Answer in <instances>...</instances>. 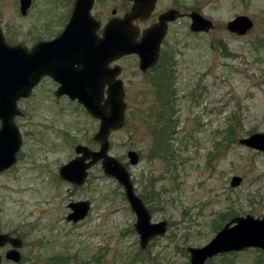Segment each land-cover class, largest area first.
I'll list each match as a JSON object with an SVG mask.
<instances>
[{
  "label": "rangeland",
  "instance_id": "obj_1",
  "mask_svg": "<svg viewBox=\"0 0 264 264\" xmlns=\"http://www.w3.org/2000/svg\"><path fill=\"white\" fill-rule=\"evenodd\" d=\"M14 1L0 0V26L20 39L36 22V9L20 17ZM186 3H197L214 27L195 33L188 19L177 22L165 45L171 65L164 58L141 75L135 62L126 64L125 120L108 136V154L129 172L151 221H166V233L140 248L123 187L100 163L81 185L60 178L58 168L75 156L76 144L99 147L92 139L97 126L77 107L50 106L35 94L27 116L17 118L23 142L16 161L0 172V231L21 238L20 259L5 257L12 248L6 242L0 264H190L186 248L205 245L233 216L264 217V153L238 141L264 132V47L256 42L264 38V0ZM238 14L253 20L243 35L226 28ZM233 175L241 177L234 187ZM80 199L90 202L88 213L68 221L69 202ZM229 259L264 264V250L247 247L206 264Z\"/></svg>",
  "mask_w": 264,
  "mask_h": 264
},
{
  "label": "flooded vegetation",
  "instance_id": "obj_2",
  "mask_svg": "<svg viewBox=\"0 0 264 264\" xmlns=\"http://www.w3.org/2000/svg\"><path fill=\"white\" fill-rule=\"evenodd\" d=\"M37 4V0L14 1V9L20 17H27L36 9V22L30 29L25 27L27 29L21 36L22 38L16 39L15 36L6 33L0 26L4 46H18L20 49L22 77H28L29 71L39 74L29 93L19 97L16 101L21 112L14 116L18 129L17 118L23 119L27 116L26 114L30 111L27 101L32 100L35 94L38 99L39 97H41L40 99L47 97L50 106H58L60 102H66L77 107L81 113L94 121L98 129V118L92 116L77 98L71 99L63 89L90 88L102 90V87L106 89L107 83L104 82L102 86L105 79L102 76V66L105 69H117L118 72H114L115 75L112 77L113 79H120L124 88L126 81L123 78V73L128 62H135V66L141 75L156 71L161 59L166 58V63L171 65V57L165 51V45L171 34L172 26L181 21L186 25L188 19L189 30H191L189 13L195 11L204 16L197 3L187 6L186 0H50V4L47 5L37 7ZM172 9L176 11L173 12L174 18L165 19L164 15ZM193 32L200 33L203 31ZM103 39H129L134 42L145 40L144 45L150 48L157 43V60L153 65L141 70L139 54L136 52L124 53L110 57V59L104 55L105 57L102 58ZM38 99L34 100L35 103L41 104L42 102ZM100 103L102 104V101ZM20 135L22 139V133ZM93 142L98 144L95 140ZM76 145L74 146V157L78 155L75 151ZM93 149L96 150L97 148ZM99 163L96 162L87 169V176L83 183L89 177L91 167ZM81 200L87 199L77 201ZM221 255L223 256L225 253ZM227 261L230 264L233 263V259Z\"/></svg>",
  "mask_w": 264,
  "mask_h": 264
},
{
  "label": "water",
  "instance_id": "obj_3",
  "mask_svg": "<svg viewBox=\"0 0 264 264\" xmlns=\"http://www.w3.org/2000/svg\"><path fill=\"white\" fill-rule=\"evenodd\" d=\"M173 12L176 11L173 9L168 11L164 15L165 19L174 18ZM189 17L192 31H208L212 28L211 20L198 12L189 13ZM252 26V20L246 15H237L227 23V29L237 35L245 34ZM145 42V40L134 42L129 39H103L102 58L107 56L110 59V57L124 53L136 52L140 58L139 67L141 70H145L146 67L156 62L158 50L157 43L150 48L144 45ZM115 43L117 45H114ZM19 52L18 46H4L0 34V172L16 161V152L21 145L18 128L13 122V117L20 114L16 101L19 97L29 93L39 75L38 72L30 73L29 71L28 77H22ZM114 72L117 73V69H105L102 66V76L105 77L102 86L104 82L107 83L106 89L103 87L102 90L90 88L63 89L71 99L77 98L92 116L98 118L99 126L93 135V139L99 143V147L93 150L85 145H76L75 151L78 155L60 165L58 173L63 180L80 185L87 176V169L100 161L103 172L112 176L123 187L129 206L135 213L134 230L138 234L140 248L144 249L153 237L166 233L167 223L165 220L151 221L149 210L134 190L129 172L116 157L108 154V136L112 131L123 126L126 108L123 83L120 79H113ZM238 141L242 145L264 153V132H253ZM127 157L131 164H136L139 159L133 150L127 152ZM240 181V176L233 175L230 179V186H237ZM68 207L71 210L66 215V219L77 221L87 214L89 201L70 202ZM6 242H9L12 248L6 252L5 257L18 262L20 259L18 248L22 245V240L10 236L8 232H0V247ZM247 247L264 250V217L233 216L205 245L201 247L188 246L186 249L189 252L190 264H204L206 259L214 255L238 251Z\"/></svg>",
  "mask_w": 264,
  "mask_h": 264
},
{
  "label": "trees",
  "instance_id": "obj_4",
  "mask_svg": "<svg viewBox=\"0 0 264 264\" xmlns=\"http://www.w3.org/2000/svg\"><path fill=\"white\" fill-rule=\"evenodd\" d=\"M256 42H257L259 47H264V38H258ZM226 52H228V51L226 50ZM228 53H230V52H228ZM166 78L168 79L169 77L166 75ZM150 197L151 198L155 197V193H153V191H152V193H150ZM150 209H151V206H150Z\"/></svg>",
  "mask_w": 264,
  "mask_h": 264
}]
</instances>
